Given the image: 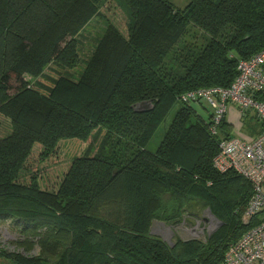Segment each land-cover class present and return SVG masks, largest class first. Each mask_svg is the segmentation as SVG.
<instances>
[{"label":"trees","instance_id":"1","mask_svg":"<svg viewBox=\"0 0 264 264\" xmlns=\"http://www.w3.org/2000/svg\"><path fill=\"white\" fill-rule=\"evenodd\" d=\"M123 1L126 29L110 23L81 80L62 75L44 94L25 74L40 77L51 62L73 67L78 34L103 14L105 0H0V218L18 220L23 241L17 245L26 252L39 247L36 256L25 257L9 255L0 243V258L12 256L17 264H225L230 245L264 217L263 211L245 223L251 182L233 169L215 168L232 124L227 117L217 124L204 99L188 96L230 87L240 61L264 50V0H189L184 8L171 0ZM191 25L207 42L177 74L168 62ZM144 101L153 109L137 111ZM178 103L159 146L149 150ZM256 118L248 113L243 120ZM101 133V147L90 145L74 157L56 189L42 185L66 142ZM205 209L224 222L206 239L177 238L170 245L152 233L156 220L175 225Z\"/></svg>","mask_w":264,"mask_h":264},{"label":"rangeland","instance_id":"2","mask_svg":"<svg viewBox=\"0 0 264 264\" xmlns=\"http://www.w3.org/2000/svg\"><path fill=\"white\" fill-rule=\"evenodd\" d=\"M171 1L179 8H184L189 3V0ZM128 22L129 10L123 0H105L103 14H98L90 19L78 34L81 43L78 62L70 68H65L51 62L45 66L43 74L40 77L25 74L26 80L30 85L37 87L44 94L49 93L50 89L54 86V81H57L62 75L73 82H78L81 80L89 66L90 60L93 58V53L98 46V41L110 31V23H114L120 29L125 30ZM206 42L207 38L205 32L191 25L175 45L170 55L171 59L168 62V66L174 73L178 74L183 72L185 66L191 64L197 57L198 50L204 47ZM16 88L17 87L12 90L13 93L16 91ZM179 106L180 103L175 105L168 116L160 123L148 144L149 150L154 151L159 146ZM201 113L205 117L208 115L204 108H202ZM240 121L242 130L246 133L252 122L248 119L244 121L243 118H241ZM94 136L95 139L92 138L88 142H81L79 140L66 142L60 150V158L58 160L52 159V169L44 174L41 182L42 185L50 190L56 189L74 157L81 154L90 145H92L94 151L98 150L104 142L105 134L101 133ZM108 147L109 145L106 144L107 149L105 153L110 152ZM39 151L40 145H36L28 162L32 168H35L38 164ZM195 213L197 214H186L183 220L175 225L156 220L153 223L152 233L161 237L170 245H173L177 238H182L184 240L193 238L206 239L224 224V222L218 219L210 209L197 211ZM20 227V223H18V220L15 218H0L1 246L9 255L21 253L25 257L36 256L39 252L38 246H34L32 251L26 252L23 247L17 245L19 241H23ZM0 264H17V262L10 256L7 258H0Z\"/></svg>","mask_w":264,"mask_h":264},{"label":"built area","instance_id":"3","mask_svg":"<svg viewBox=\"0 0 264 264\" xmlns=\"http://www.w3.org/2000/svg\"><path fill=\"white\" fill-rule=\"evenodd\" d=\"M264 50L239 63V75L228 88L193 91L189 97H200L215 113L216 123L227 117L233 135L220 143L214 158L215 168L233 169L247 178L253 186V196L244 214L250 223L264 211ZM232 111L236 114L231 115ZM254 113L262 130L257 135L244 132L241 118ZM225 264H264V217L231 244Z\"/></svg>","mask_w":264,"mask_h":264},{"label":"water","instance_id":"4","mask_svg":"<svg viewBox=\"0 0 264 264\" xmlns=\"http://www.w3.org/2000/svg\"><path fill=\"white\" fill-rule=\"evenodd\" d=\"M135 109L137 111H148V110L153 109V103L152 101L140 102L135 105Z\"/></svg>","mask_w":264,"mask_h":264},{"label":"crops","instance_id":"5","mask_svg":"<svg viewBox=\"0 0 264 264\" xmlns=\"http://www.w3.org/2000/svg\"><path fill=\"white\" fill-rule=\"evenodd\" d=\"M264 69V66H263ZM236 113L232 111L231 115H235ZM250 130H255V134L259 133L261 131V126L256 122V119H254V122L251 124V127L249 128ZM249 131V130H248ZM247 131V132H248Z\"/></svg>","mask_w":264,"mask_h":264}]
</instances>
